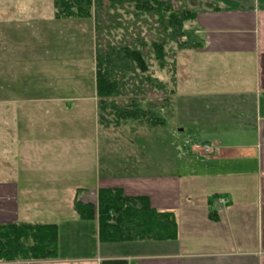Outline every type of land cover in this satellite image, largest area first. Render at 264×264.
Masks as SVG:
<instances>
[{"label": "crops", "instance_id": "crops-1", "mask_svg": "<svg viewBox=\"0 0 264 264\" xmlns=\"http://www.w3.org/2000/svg\"><path fill=\"white\" fill-rule=\"evenodd\" d=\"M12 1L6 7L0 1V27L7 30L14 25L11 16H26V9L17 11L22 4ZM215 4L217 10L198 11L187 32L194 38L190 41L201 46L195 52L243 57L238 59L240 88L231 94L232 105L220 110L222 121L215 130L203 127L199 143L193 145H214L216 151L211 155L196 154L191 146L189 154L177 156L162 145L160 156L144 163L146 157L140 153L134 157L113 154L109 135L100 152L94 25L92 43L82 56L83 61L91 60V73L90 63L82 65L78 49H63L61 44L54 61L43 64L45 69L33 75L27 64L31 61L25 49L28 44L23 42L21 50L22 44L7 38L6 48H0V225L57 227L55 260L7 264L115 260L126 264H264V0H220ZM29 9L30 16L31 11L36 12L44 21L42 27L47 31H64L65 23L74 22L53 18L52 0L48 10ZM4 31L0 28V33ZM246 57L250 59L247 74ZM30 76L40 80L37 88L28 84ZM38 113L45 119H37ZM73 113L76 121H82L74 122V139L60 122ZM157 127L148 130L149 137ZM85 129L89 131H82ZM179 132L166 135L172 138L173 149ZM99 162L105 163L103 171L97 170ZM103 188L119 189L128 198L144 197L151 209L172 213L176 239L113 244L124 250L121 255L102 252L106 244L98 241L96 219L81 220L72 206L78 190L95 196ZM37 219L40 221H34ZM69 240L81 254L78 259L59 256Z\"/></svg>", "mask_w": 264, "mask_h": 264}, {"label": "trees", "instance_id": "trees-1", "mask_svg": "<svg viewBox=\"0 0 264 264\" xmlns=\"http://www.w3.org/2000/svg\"><path fill=\"white\" fill-rule=\"evenodd\" d=\"M189 4L188 0H52L56 20H94L95 88L101 126L108 128L111 116L113 127L134 123L151 129L165 125L160 114L172 106L175 91H168L167 85L171 80L176 85L178 67L172 47L176 45L178 53L201 48L187 39L198 12L190 10ZM208 9L217 10L214 0L211 7L202 10ZM156 90L161 99L146 101L147 94ZM79 194L85 198L81 200ZM72 209L81 220L96 219L101 244L176 239L177 223L172 213L157 212L146 198H128L119 189H99L95 196L78 190ZM56 258L55 225H0V263ZM102 264L126 263L115 260Z\"/></svg>", "mask_w": 264, "mask_h": 264}, {"label": "rangeland", "instance_id": "rangeland-1", "mask_svg": "<svg viewBox=\"0 0 264 264\" xmlns=\"http://www.w3.org/2000/svg\"><path fill=\"white\" fill-rule=\"evenodd\" d=\"M1 4L6 7V4L14 3L12 0H0ZM190 2L187 7L192 11H199L205 9L206 7H211L213 0H188ZM215 1V0H214ZM220 1V0H219ZM219 1H215L219 3ZM17 3L21 5L17 11L25 10V17L11 16L10 20L14 22V25L11 26L12 29L8 27H0L5 31L0 33V48H6V42L8 37L11 38L13 42H17L22 44L21 50L24 48L23 42L28 44V47L25 48L28 51L29 56L31 57V61L27 64L30 65L28 70L33 75L40 74L45 66L43 64L52 63L56 57V47L58 48L62 44V48L74 46V49H78L82 65L90 63V73H91V60L85 61L82 60V56L84 50L87 45H91L92 40V26L94 25V20L92 18L78 20L74 19V22H67L68 24L64 27V31L62 29H56L53 31H47V29L43 28L42 23L38 18L36 12L31 11V16L29 12V8L34 9H42L48 10L51 7V0H22ZM45 13H50L49 11H45ZM17 19H20L22 24H17ZM70 24V25H69ZM25 25L24 27H19ZM73 26V27H71ZM12 30V31H11ZM2 31V30H1ZM20 31V32H18ZM24 32V33H23ZM145 33V32H144ZM194 40L192 35L187 34V39ZM10 40V41H11ZM51 43V47L49 48L46 44ZM59 44V45H58ZM15 47H18L16 44ZM24 49V50H25ZM173 51L176 52V60L178 62V67H176V71L174 74L175 78V86L172 85L174 81H169L167 85V89L175 91V96L173 97L172 106L166 111L160 114V117L165 120V125L163 127H157L152 131V135L149 137V129L142 125L131 124V126H123L118 125L117 127H113L114 119L111 116L107 120H112L110 126L106 128L102 126L101 128L97 127V139L99 140L100 152L103 153L105 144V138L109 135L111 139V152L113 154L119 153H127L131 156H138V153L143 154L146 158H144V163H151L152 158L156 156H160L159 148H162V145L168 150L170 147V154L175 153L177 156H181L182 154H189L190 147L194 144H198L200 138V132L204 128H208L211 130H215L217 126H219L220 121H222V113L220 110L222 108H228L232 105L231 94L238 90L240 86H238L237 80V69L240 67L238 65V59L243 57L237 53H200V52H181L178 53V49L176 45L172 47ZM49 50L51 53L47 51ZM1 51V50H0ZM3 52V51H2ZM44 53L48 57H43L41 54ZM46 53V54H45ZM7 52H4L3 55L6 56ZM246 64L244 65V70L247 74L250 65V59L248 57L244 58ZM249 64V65H248ZM150 65V64H149ZM152 66V63H151ZM170 66V65H168ZM171 67V66H170ZM153 70H157L156 64L152 67ZM158 70L155 72L154 75ZM163 73V72H162ZM31 75V74H30ZM162 75V74H161ZM170 78H173L169 75ZM28 84L32 88H37L40 84V80L33 77L29 78ZM168 82V81H167ZM235 86V87H234ZM146 101L150 102V100H160L161 93L157 90L155 92H149L147 94ZM108 112H110L108 110ZM113 114V113H112ZM75 113L71 114L67 119L61 120L70 132L72 133V138L74 139L76 136V124L74 122L82 121L79 119L76 121ZM231 118V116H230ZM229 118V119H230ZM37 119L44 120L45 116L42 114H37ZM69 122V123H68ZM66 124V125H65ZM108 124V123H107ZM112 125V126H111ZM107 129V130H106ZM64 130V129H62ZM210 130V131H211ZM220 131V129H217ZM51 132V129L47 130ZM87 132L89 130H82ZM104 131L106 132L104 134ZM111 131V132H110ZM169 131H180L179 139H176V146L173 149L172 138L167 137ZM153 132H157L161 137H156ZM156 134V135H157ZM90 134V139H91ZM135 142L133 140L135 139ZM82 137L78 138L81 140ZM120 139H123L120 141ZM134 143V146H131V143ZM157 144L154 150L153 145ZM161 144V145H160ZM98 147V146H97ZM138 150V152H137ZM195 151V150H194ZM196 154H201L200 151H195ZM108 151L106 150V154ZM191 154V153H190ZM47 165V162H44ZM184 164V162L179 163ZM104 162H99L98 167L103 171ZM47 167V166H46ZM193 167V168H192ZM91 169V167H90ZM183 171L184 168L181 166ZM191 169H195V165L191 166ZM116 171V170H115ZM85 197V194H79V198ZM83 200V199H81ZM49 211H54L48 209ZM66 214L64 215V217ZM61 217H63L61 215ZM40 221V220H34ZM68 248H64L62 254L59 256L64 259L73 260L81 257L75 248H72L70 245V240L66 243ZM119 245H110L106 244L102 246V252L112 253L111 255H121L124 251L123 249H118ZM121 247V246H119Z\"/></svg>", "mask_w": 264, "mask_h": 264}, {"label": "built area", "instance_id": "built-area-1", "mask_svg": "<svg viewBox=\"0 0 264 264\" xmlns=\"http://www.w3.org/2000/svg\"><path fill=\"white\" fill-rule=\"evenodd\" d=\"M193 150L200 151L202 155H211L215 153L216 147L214 145L199 144L193 146ZM221 202L224 203V201Z\"/></svg>", "mask_w": 264, "mask_h": 264}]
</instances>
